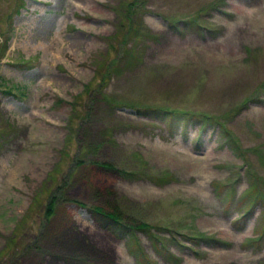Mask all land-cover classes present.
Here are the masks:
<instances>
[{
    "label": "rangeland",
    "instance_id": "obj_1",
    "mask_svg": "<svg viewBox=\"0 0 264 264\" xmlns=\"http://www.w3.org/2000/svg\"><path fill=\"white\" fill-rule=\"evenodd\" d=\"M0 264H264V0H0Z\"/></svg>",
    "mask_w": 264,
    "mask_h": 264
},
{
    "label": "trees",
    "instance_id": "obj_2",
    "mask_svg": "<svg viewBox=\"0 0 264 264\" xmlns=\"http://www.w3.org/2000/svg\"><path fill=\"white\" fill-rule=\"evenodd\" d=\"M8 91L9 92H11V89H8ZM51 213V212H50ZM93 213L94 214H97V215H99V216H101V217H103L104 219H107V220H109V221H112V222H114V223H119V218H117L115 215H113V214H103L102 213V211L100 210V209H95L94 211H93ZM142 228H143V226H142Z\"/></svg>",
    "mask_w": 264,
    "mask_h": 264
}]
</instances>
